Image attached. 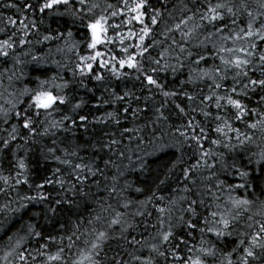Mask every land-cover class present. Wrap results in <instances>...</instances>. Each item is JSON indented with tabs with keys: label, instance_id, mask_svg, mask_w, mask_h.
Wrapping results in <instances>:
<instances>
[{
	"label": "trees",
	"instance_id": "obj_1",
	"mask_svg": "<svg viewBox=\"0 0 264 264\" xmlns=\"http://www.w3.org/2000/svg\"><path fill=\"white\" fill-rule=\"evenodd\" d=\"M0 264H264V0H0Z\"/></svg>",
	"mask_w": 264,
	"mask_h": 264
},
{
	"label": "rangeland",
	"instance_id": "obj_2",
	"mask_svg": "<svg viewBox=\"0 0 264 264\" xmlns=\"http://www.w3.org/2000/svg\"><path fill=\"white\" fill-rule=\"evenodd\" d=\"M51 99L52 98L50 96H45L39 101L38 105L42 106L43 108H47L51 103Z\"/></svg>",
	"mask_w": 264,
	"mask_h": 264
}]
</instances>
